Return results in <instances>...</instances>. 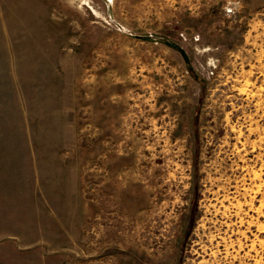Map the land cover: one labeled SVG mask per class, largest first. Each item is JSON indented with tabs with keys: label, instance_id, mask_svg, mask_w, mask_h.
Segmentation results:
<instances>
[{
	"label": "rangeland",
	"instance_id": "374dc122",
	"mask_svg": "<svg viewBox=\"0 0 264 264\" xmlns=\"http://www.w3.org/2000/svg\"><path fill=\"white\" fill-rule=\"evenodd\" d=\"M0 134V264H264V0H0Z\"/></svg>",
	"mask_w": 264,
	"mask_h": 264
},
{
	"label": "crops",
	"instance_id": "0c3cea01",
	"mask_svg": "<svg viewBox=\"0 0 264 264\" xmlns=\"http://www.w3.org/2000/svg\"><path fill=\"white\" fill-rule=\"evenodd\" d=\"M1 135V134H0ZM0 140L3 141V139ZM0 141V238L19 236L26 242L25 232L32 230L30 213L32 207L31 193L34 180L28 185L29 166L26 161L24 145L18 148L9 147L4 151L5 144ZM14 149H19L18 151ZM23 166L25 181L16 175L18 166ZM16 181L21 182L17 183ZM29 188V189H28ZM34 240V239H33Z\"/></svg>",
	"mask_w": 264,
	"mask_h": 264
}]
</instances>
